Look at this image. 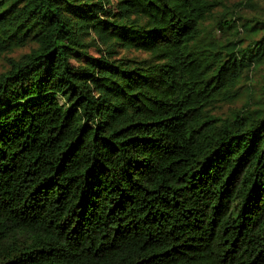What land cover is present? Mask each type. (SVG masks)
<instances>
[{
    "label": "trees",
    "instance_id": "1",
    "mask_svg": "<svg viewBox=\"0 0 264 264\" xmlns=\"http://www.w3.org/2000/svg\"><path fill=\"white\" fill-rule=\"evenodd\" d=\"M228 1L0 0V264H264V13Z\"/></svg>",
    "mask_w": 264,
    "mask_h": 264
},
{
    "label": "rangeland",
    "instance_id": "2",
    "mask_svg": "<svg viewBox=\"0 0 264 264\" xmlns=\"http://www.w3.org/2000/svg\"><path fill=\"white\" fill-rule=\"evenodd\" d=\"M222 9H226L228 10V12L233 11L234 12V16L235 14L239 15L241 14L242 16H246V17H252L253 15L257 16L259 14H263L264 13V0H229L226 4V6H224ZM220 9V10H222ZM228 19V18H227ZM237 21V20H236ZM218 37H219V41L220 40H226L224 37V33L220 32L217 33ZM215 37V31H213V29L211 30H207V32L204 35L203 41L205 42V44H210L213 42V38ZM242 37V35L240 36ZM29 48L25 47V48H20L17 49L13 52H10L8 54V56L11 57H16L18 58L21 54L28 52ZM132 54H135L132 53ZM139 54V53H136ZM6 63L7 60L4 57L0 56V72L5 70L6 68ZM264 71V70H263ZM263 74L261 73H257L256 74V78H259V75ZM246 81H250L249 79ZM257 86V85H256ZM251 87H253V85H251ZM241 103L242 102H236L233 105H225L222 109L224 111L229 110V108L233 107V108H239L241 107Z\"/></svg>",
    "mask_w": 264,
    "mask_h": 264
}]
</instances>
